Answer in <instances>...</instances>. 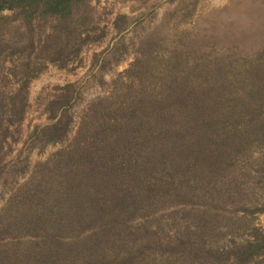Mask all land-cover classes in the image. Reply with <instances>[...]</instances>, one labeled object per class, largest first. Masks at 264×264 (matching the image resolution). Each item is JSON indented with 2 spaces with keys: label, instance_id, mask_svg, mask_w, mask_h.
I'll return each instance as SVG.
<instances>
[{
  "label": "trees",
  "instance_id": "obj_1",
  "mask_svg": "<svg viewBox=\"0 0 264 264\" xmlns=\"http://www.w3.org/2000/svg\"><path fill=\"white\" fill-rule=\"evenodd\" d=\"M91 1L0 0V177L29 82L103 40ZM226 12L209 31L139 39L67 145L0 208V264H264V228L249 225L264 210V0L221 24ZM57 88L40 145L69 129L72 85ZM239 228L249 237L235 240Z\"/></svg>",
  "mask_w": 264,
  "mask_h": 264
},
{
  "label": "rangeland",
  "instance_id": "obj_2",
  "mask_svg": "<svg viewBox=\"0 0 264 264\" xmlns=\"http://www.w3.org/2000/svg\"><path fill=\"white\" fill-rule=\"evenodd\" d=\"M253 0H96L90 5L95 10L99 26L106 33L102 41L88 43L78 57L64 68L47 64L42 73L28 84V106L20 123V132L15 141L8 138L4 153L5 172L0 177V208L9 199L14 189L30 174L36 162L45 160L52 152L67 145L76 129L79 116L87 104L98 96L107 94L111 81L132 60L139 39L156 29L170 39H176L181 32L191 35L198 30L209 31L210 21L215 18L211 12L227 10L225 20L230 21L237 9L246 7ZM122 14L128 23L120 32L113 26L116 15ZM230 17V18H229ZM208 19V20H206ZM232 21V20H231ZM120 43H123V51ZM120 51L119 54L116 52ZM117 57V60L114 58ZM66 83L72 85V96L66 110L70 116L69 129L63 140L40 145L34 130L54 120L42 111L43 103L51 98ZM15 83L8 81L6 90H12ZM263 148H252L257 155ZM237 215L241 216V212ZM249 217V216H248ZM249 225L264 228V210L251 215ZM233 238L243 240L248 231L239 228ZM218 244L228 241V235L217 238Z\"/></svg>",
  "mask_w": 264,
  "mask_h": 264
}]
</instances>
